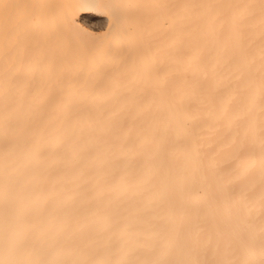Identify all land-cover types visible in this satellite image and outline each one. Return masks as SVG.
Wrapping results in <instances>:
<instances>
[{
  "label": "bare ground",
  "instance_id": "obj_1",
  "mask_svg": "<svg viewBox=\"0 0 264 264\" xmlns=\"http://www.w3.org/2000/svg\"><path fill=\"white\" fill-rule=\"evenodd\" d=\"M0 264H264V0H0Z\"/></svg>",
  "mask_w": 264,
  "mask_h": 264
},
{
  "label": "rangeland",
  "instance_id": "obj_2",
  "mask_svg": "<svg viewBox=\"0 0 264 264\" xmlns=\"http://www.w3.org/2000/svg\"><path fill=\"white\" fill-rule=\"evenodd\" d=\"M89 25H91L97 30H99L102 27L101 24H99L98 22H93V23H90Z\"/></svg>",
  "mask_w": 264,
  "mask_h": 264
}]
</instances>
